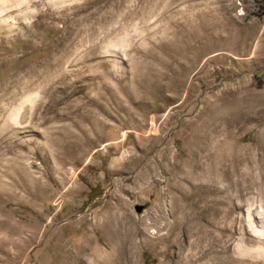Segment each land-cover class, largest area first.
Segmentation results:
<instances>
[{
	"label": "rangeland",
	"instance_id": "obj_1",
	"mask_svg": "<svg viewBox=\"0 0 264 264\" xmlns=\"http://www.w3.org/2000/svg\"><path fill=\"white\" fill-rule=\"evenodd\" d=\"M28 8L0 27V264H264V0Z\"/></svg>",
	"mask_w": 264,
	"mask_h": 264
},
{
	"label": "bare ground",
	"instance_id": "obj_2",
	"mask_svg": "<svg viewBox=\"0 0 264 264\" xmlns=\"http://www.w3.org/2000/svg\"><path fill=\"white\" fill-rule=\"evenodd\" d=\"M29 2H30V0H0V27H1V25L9 27V23L13 22L12 20H14L15 16L18 15L20 12H23L21 10V8L22 9L24 8V10L27 11L24 13L33 12L32 8H28ZM31 97H33V96L29 95L27 97V99L30 100ZM107 225H109V228H110V230H108L110 238H112V239L117 238V234H119V232L116 231L117 229L112 230L110 223H107ZM125 237H127V236H125ZM125 237H124V239H126ZM124 239H122V241L127 240V239L126 240H124ZM113 240H115V239H113ZM109 242L111 243V241H109ZM119 242H120V240H119ZM101 246H98V244H97V246L96 245L93 246V248L90 252L92 264H119L120 263L116 259V258H118L119 252L116 255L115 245L113 246L114 248H111V249H108L106 247L103 248ZM110 247H112V246H110ZM86 249H87L86 247L81 249L78 254L79 255L84 254Z\"/></svg>",
	"mask_w": 264,
	"mask_h": 264
}]
</instances>
